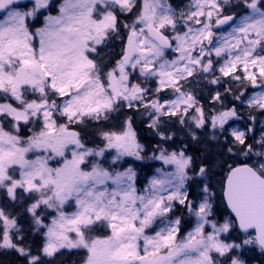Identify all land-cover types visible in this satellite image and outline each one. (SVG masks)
Wrapping results in <instances>:
<instances>
[{
  "label": "snow or ice",
  "instance_id": "1",
  "mask_svg": "<svg viewBox=\"0 0 264 264\" xmlns=\"http://www.w3.org/2000/svg\"><path fill=\"white\" fill-rule=\"evenodd\" d=\"M117 41L124 46L112 63L104 50ZM198 78L259 87L246 101V91L236 89L234 100L264 114V0H190L180 11L168 0H0V250L26 264H45L65 248L86 250L84 264H244L233 253L250 244L264 249V134L248 143L251 127L229 126L240 119L234 103L206 115L187 90ZM212 101L221 102V92ZM125 109L132 115L119 131H99L102 146L87 147L70 127L86 129ZM137 114L161 141L150 159L172 168L157 169L142 191L133 167H111L125 156L144 159ZM176 122L193 139L195 129L210 125L221 155L251 161L228 165L222 191L231 214L223 222L213 219L211 168L197 171L185 149L162 146ZM22 128L31 134L21 135ZM18 189L33 201L24 209L30 223L6 202L24 206ZM72 203L76 210L67 214ZM177 205L195 218L183 234L181 218H171ZM48 209L56 216L45 224ZM97 226L110 235L92 237ZM41 228L44 244L33 254L28 233ZM237 228L249 237L242 243L229 240Z\"/></svg>",
  "mask_w": 264,
  "mask_h": 264
},
{
  "label": "trees",
  "instance_id": "2",
  "mask_svg": "<svg viewBox=\"0 0 264 264\" xmlns=\"http://www.w3.org/2000/svg\"><path fill=\"white\" fill-rule=\"evenodd\" d=\"M122 21L125 20L124 17L120 18ZM123 36L125 33H122ZM111 46L108 49H105V59L112 60L114 63V59L112 58V53H119L122 47V44L117 41L115 43H111ZM119 56H116L115 59H118ZM111 64H109V67ZM223 87L221 88V92H224L225 88H232L234 91L229 94H224V96H228V100L235 95V84L234 83H225L221 82ZM154 84L151 86L153 87ZM238 88H240L238 86ZM207 100V99H206ZM231 107V106H229ZM208 114V113H206ZM126 115H132L131 112H127V110H123L121 113L112 114V118L107 122L96 123L94 121L89 122L87 128L70 126L74 130L81 132L83 137V142L86 146L96 147L100 144L99 140V131L106 130L111 127L114 129L122 123ZM146 121L143 116L137 114L136 122L133 124V128L138 129L137 141L141 145H143V151L140 153L141 156L144 157L143 160H140V163H134L133 157L128 158L125 156L122 160L118 161L119 169L129 165L131 163L134 164L136 173H137V182L139 184L141 182L142 177L148 173L147 165L150 162V157H152L153 152L157 149L158 146L161 145V141L156 140L157 137L152 134L151 130L147 127ZM27 129V128H22ZM100 129V130H99ZM143 130V131H142ZM169 132L172 134V139L167 143H164L162 146L167 149H185L186 154L193 157V164L195 169L197 170L200 165H206L211 168V173L209 174L210 187L214 188L215 192V211L216 215L225 213V208L220 196V187L223 176L228 169V165H235L241 162H247L246 160H240L238 154H229V155H221L218 151V146L216 141L210 139L211 135L207 134L203 129H195L196 139L193 137H188L187 127L181 126L179 122H176L170 129ZM222 139V137H221ZM167 145V146H166ZM245 157V156H244ZM245 159V158H244ZM235 161V164L233 163ZM115 166V165H114ZM198 171V170H197ZM192 199V197H189ZM10 206V205H8ZM12 209H16L17 211L25 214L24 210L16 205L13 206ZM175 215H179L181 218V222L186 223L189 221V215L187 210L177 205ZM45 222V217H42ZM30 219L27 221L30 223ZM182 223V224H183ZM27 226V225H25ZM40 232V231H39ZM39 232H29L28 239L26 243L33 249V253L35 252V245L39 244ZM238 237V238H237ZM247 237V235H242L237 232H233L229 238L235 240V242L240 243L243 238ZM32 243V245H30ZM239 257H244L245 261H255L258 263H262L264 261V251L259 250L255 244L245 245L241 249L236 252ZM85 251L83 249H61L57 254L52 257H44L45 264H82L85 259ZM0 264H26L25 258L19 256L18 253L11 250H0Z\"/></svg>",
  "mask_w": 264,
  "mask_h": 264
},
{
  "label": "rangeland",
  "instance_id": "3",
  "mask_svg": "<svg viewBox=\"0 0 264 264\" xmlns=\"http://www.w3.org/2000/svg\"><path fill=\"white\" fill-rule=\"evenodd\" d=\"M56 3H59L60 0H55ZM168 2L177 10V11H180V10H185L186 9V6L189 4L190 0H168ZM236 0H231V3H235ZM230 11H236V9H230ZM55 14V13H53ZM226 14H230V12L226 13ZM173 53L169 50V52L167 53V56L169 59H172L173 58ZM119 58V57H118ZM222 63V61H221ZM219 65H217L218 67ZM218 74V73H217ZM212 77H208L207 80H210ZM199 80V83H194L192 84L187 90L188 91H192L194 95H196V98L197 100L200 102L201 105H203L204 109H205V113H208L206 115L208 116H211L212 114H214V112L216 111H222L223 108L221 107V104L229 107V106H233V103L237 106V109H238V115L240 117L239 120H231L229 121V126L231 127H239L241 129H246L248 127H251L253 129V131L251 133H249V137L250 139L248 140V143H254L256 140H259L261 135L264 134V114H262L259 110H250L246 103L245 104H241L240 101H235L234 100V96L232 98H230V100H228V96H224V92H221V88L223 86H217V85H210L208 84L207 80L206 79H202V78H198ZM228 81V78H225L223 82L225 83H229L227 82ZM235 84V83H234ZM239 85L235 84V88L236 89H239V91H246V95L242 98L244 99L245 101L247 100L248 97L252 96L254 93L256 92H259L261 91V89L259 87L257 88H253L251 86H249L247 89H244V88H238ZM155 87V84L153 85V88ZM221 92L222 94V101L221 102H214L212 101V96L217 92ZM229 94V93H228ZM239 92L236 91L235 92V95H238ZM29 98H35V97H29ZM170 98H173L171 96V94L169 93L168 95H165L164 96V99H170ZM207 99V100H206ZM250 117H255V120L252 121L250 120ZM143 118L145 119V121L147 122V117L146 116H143ZM60 122H63V121H60ZM122 123H119V125L117 127H115L114 129L111 127L107 128L106 130L104 131H108V130H112V131H119L120 130V126H121ZM147 125V123H146ZM31 127V126H29ZM194 127V126H193ZM100 130V129H99ZM134 130L136 131L137 135H138V132L139 130L138 129H135ZM207 134H210L211 135V128H210V125L207 126L205 129H203ZM143 131V130H142ZM187 131H188V134L189 136L188 137H192L191 135V132L189 131V129L187 128ZM152 134L155 135L157 137V141L159 143L160 139L159 137L151 130ZM31 133H29L28 129H21V135H29ZM97 146V145H96ZM98 146H102V142H100V144ZM167 146V145H166ZM87 147H92V146H87ZM169 151H173V150H176V151H179L180 149H168ZM112 152V155H114V151L113 150H110ZM153 154H157L158 155V152H157V149H155V151L153 152ZM152 154V156H153ZM188 155V154H186ZM189 156V155H188ZM106 157H107V163L104 164L105 167H109L111 165V155L107 154L106 153ZM128 158H132L133 157V160H134V163H140V160H136V158L134 156H127ZM238 157L240 158V160H246L248 163H251V161L248 160L247 157H244V155L242 154H238ZM29 159H32L34 158L31 154L29 155L28 157ZM69 159L71 158L70 157V154H69ZM245 158V159H244ZM253 159H256L255 156H253ZM62 163V161H61ZM118 163V162H117ZM115 164L114 165H111V167H114L116 168L117 170H120V171H123L125 168H128L129 166L133 167L134 170L136 171L135 169V166L133 163L129 164V165H126L125 167L119 169V167L117 166L118 164ZM50 166L52 167H57L59 166L58 164H55V163H51ZM147 170L146 172L148 171V173H146L142 179H141V182L139 184H136V187L139 191H142L144 189V187L148 184L149 180L157 175V172L156 170L157 169H160V168H163L165 171H171L172 168L170 166H167V165H162V162L158 161V160H153V159H150V162L148 163L147 165ZM198 170V169H197ZM16 178H19L18 176V173H17V176ZM221 188V187H220ZM212 192L214 193L215 190L214 188H211ZM17 195L18 197L20 196H23L24 198V206L21 207L20 206V202H15L13 203L12 201H6L9 208H12L13 206H20L23 210L27 207L28 204L32 203L33 201L32 200H29L28 197H27V194H24L22 193V190L18 189L17 190ZM4 196L5 194L0 191V202H3L4 201ZM186 209V208H185ZM76 209H75V205L74 203H72L70 206L66 205L65 208H64V211L67 213V214H71L72 212H74ZM187 210V209H186ZM17 210L16 209H13V212L15 213ZM25 212V211H24ZM176 212V210H175ZM187 213L189 215V221L186 223H183V221L181 222L182 224V229H181V234L187 232L188 230H190L194 223H195V218L192 217L188 210H187ZM25 214L27 215V219L30 218V214H27L25 212ZM56 216V212L54 209H48L46 210L45 212V224H50L53 217ZM229 215L225 213H222V214H219V215H216L213 217V219H216L220 222H223V219L225 217H228ZM176 217H179V215H175V213H173L172 215V219H175ZM208 231H211L210 228L207 229ZM47 231L46 228H41L40 232H39V244L38 245H35L34 249H35V252L33 254H38V250L41 249L43 247V244H44V233ZM149 235H151L152 233L149 232L148 233ZM110 235V231L104 227V226H97L96 230L93 231L91 233V236L92 237H100V238H104L106 236ZM252 235V234H251ZM249 237H245L243 238V240L245 239H248ZM229 240H232L231 238H229ZM242 240V241H243ZM242 241L240 243H242ZM237 243V242H236ZM32 245V243L30 244ZM84 250V249H83ZM85 251V256L87 257V251ZM234 255H237L236 253H233ZM85 257V259H86ZM241 260L244 261V264H264V261L262 263H258V262H255V261H245L246 259H243L242 257H239ZM84 259V260H85ZM84 264V261L83 263Z\"/></svg>",
  "mask_w": 264,
  "mask_h": 264
},
{
  "label": "water",
  "instance_id": "4",
  "mask_svg": "<svg viewBox=\"0 0 264 264\" xmlns=\"http://www.w3.org/2000/svg\"><path fill=\"white\" fill-rule=\"evenodd\" d=\"M126 36H127V34L125 35V37H124V39H125V43H126ZM124 45H122V47H123ZM236 166V165H235ZM228 171V170H227ZM226 175H227V172L225 173V176H224V178H223V181H224V179H225V177H226ZM223 181H222V188H223ZM221 196H222V200H223V203H224V206H225V208H226V210L228 211V213L229 214H231V210L227 207V204H226V201L224 200V198H223V191H222V189H221ZM237 230L240 232V233H242V234H244L243 232H241L238 228H237ZM253 231V236H255V230H253V229H250L249 231ZM257 245V244H256ZM258 246V245H257ZM259 247V246H258ZM260 248V247H259ZM261 249V248H260ZM261 250H264V249H261Z\"/></svg>",
  "mask_w": 264,
  "mask_h": 264
}]
</instances>
